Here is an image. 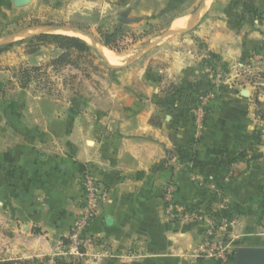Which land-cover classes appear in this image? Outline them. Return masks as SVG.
I'll return each instance as SVG.
<instances>
[{"label": "crops", "instance_id": "0c3cea01", "mask_svg": "<svg viewBox=\"0 0 264 264\" xmlns=\"http://www.w3.org/2000/svg\"><path fill=\"white\" fill-rule=\"evenodd\" d=\"M59 1L67 14L79 11L80 15L90 2L29 0L16 7L12 0H0V30L21 23L31 16L28 11L34 12V18L49 19L42 10L60 8ZM95 4L99 13L106 7L114 11L118 25L150 22L161 13L172 16L170 35L196 25L192 34L219 62L230 63L254 47L264 56V0H98ZM121 13H126L127 24L117 20ZM249 14L256 15L251 21L256 29ZM54 21H41L33 28L63 27ZM181 46L182 51L164 48L170 53L166 66H130L120 71L115 76L119 90L113 95L117 107L105 118L77 122L54 116L34 123L31 132H17L19 137L0 132V176L7 179L0 190L4 195L0 222H69L67 228L62 223L48 232L40 229L44 245L31 226L7 224L16 234L18 257L48 254L66 236L82 205L81 166H87L105 187L87 225L88 235L104 248L94 255L89 250L86 264H231L229 259L198 256L210 224L207 216L214 215L230 223L221 228L220 237L230 255L238 246H264V139L255 132L256 100L264 107V90L255 82L240 83L236 66H214L222 78L201 80L208 66L194 64L198 56L191 53L194 45ZM167 81L193 83L192 87L206 82L202 89L208 92L202 90L200 98L208 112L200 126L191 116L195 103L189 105L191 98L162 103L161 89ZM178 90L168 92L167 99L192 91ZM22 101L17 108L26 112V99ZM169 185L174 202L189 205L204 219L171 215L165 196ZM25 239L28 246H22Z\"/></svg>", "mask_w": 264, "mask_h": 264}, {"label": "rangeland", "instance_id": "374dc122", "mask_svg": "<svg viewBox=\"0 0 264 264\" xmlns=\"http://www.w3.org/2000/svg\"><path fill=\"white\" fill-rule=\"evenodd\" d=\"M88 1H90L88 2L89 6L85 9L84 15H80L79 11L67 14L59 1L57 5L61 6L60 8L42 10L41 13L46 17L49 15V19L34 18L32 17L34 12L28 11L27 14L31 16L26 17L21 23L9 25L0 30V45H7V48L0 52V132L2 131L4 136L19 137L21 133L31 132L34 123L48 122L54 116L60 117L62 120L73 118L77 122L85 117L105 118L108 111L115 110L117 107L113 95L118 89L115 84V76L120 71L130 66H166V60L170 53L164 48L175 50L180 47L182 51L181 44L195 46L194 49H191V53L198 55L193 61L196 66H202V68L211 66L213 68L211 77L203 69V74L201 73L199 76L201 80L213 79L214 82H217V78H222L223 73H218L214 66H236V69L240 70L238 76L240 83L255 82V86L259 90H264V85H262L264 83V56L262 58L261 52H258L255 47L246 49V53L238 55L230 63L219 62L215 55L213 57L207 52V44L200 42L192 34L196 25H192L191 29L182 34H173L163 38L164 33L171 30L168 19L172 16L161 13L150 22L118 25L115 24L114 11L112 12L109 7H106L102 11L103 13H99L100 8L95 4L98 0ZM99 1L103 2V0ZM230 5V3L225 5L224 9L230 11ZM249 16L247 15L250 24L256 29V23L251 22L252 19L255 20L256 15L249 14ZM50 19L55 20L51 22L52 24L63 27L52 30L45 28L38 31L33 29V25L39 24L41 21L49 23ZM114 25L118 27V35L114 42L107 46L103 43L102 35L105 32H112ZM173 26L175 27V25ZM67 28L78 29L88 37L78 32H70ZM40 33L76 36L87 42L90 49L88 52L82 53L75 50L67 51L58 47V43L55 41L33 38ZM5 37L6 40L3 42L1 39ZM97 44L115 54L117 64L114 66L119 67L110 66L98 50ZM205 75L208 79L204 77ZM160 79L161 76L158 75V80ZM191 85L186 86L185 83L173 85L172 82H165L164 88L161 89L163 93L160 95V98L164 96L162 103L174 104L185 96L191 98L189 104L191 105L196 101L195 96L204 90L202 88L206 86V82L204 86H202L203 83L195 84L193 87ZM183 86L188 90L192 89V91L185 95L176 93L177 97L167 99L168 92H173L176 89H179L178 92H180V89L184 88ZM204 92L208 91L204 90ZM24 98L28 106L27 113L20 112L16 105L19 102L24 104L22 101ZM256 108L259 123H264V107L256 104ZM17 132L19 135L16 134ZM255 132L258 133V131ZM4 181H7L5 176H0V190ZM2 196L4 195L0 194V201ZM1 207L2 204H0V209ZM62 223L66 224V228L68 227L69 222H51V220L49 222H0V264H86V253L89 250H93L91 252L94 255L104 248L103 243L94 244L97 238L92 239L88 233L91 244L88 243L89 245L85 246L80 244L76 248L69 237L71 228L76 223L72 222L73 225L68 229L69 231L66 230V236L59 238L60 243L49 249L48 254H41L38 257H18L16 234L9 231L10 228L7 224L10 226L11 224L23 227L24 225L31 226V231L40 235L37 238L44 245L46 244L45 237L40 229H45L48 232L54 228V225ZM22 232L24 233V231ZM222 233L223 230H221L218 239ZM50 238L55 237L50 236ZM28 243L25 239L21 245L28 246ZM233 258L229 260L231 264H233ZM93 261L97 262V260ZM90 264L96 263L91 262Z\"/></svg>", "mask_w": 264, "mask_h": 264}, {"label": "built area", "instance_id": "2783aa9c", "mask_svg": "<svg viewBox=\"0 0 264 264\" xmlns=\"http://www.w3.org/2000/svg\"><path fill=\"white\" fill-rule=\"evenodd\" d=\"M205 71L208 76H212L213 68L211 66H208ZM215 77L217 76L215 75ZM202 93L203 92L200 91L197 94L198 99H196L195 103L192 104L193 106H191L193 109L191 116L193 118V121H195L198 126L203 123L204 118L208 112L206 102L200 98ZM209 94L212 93L209 92ZM257 130L259 137L264 139V123H259ZM79 175L83 186L82 205L80 207V213L76 216V223L72 226V230L69 236L76 248L80 244L85 246L91 242L89 236L87 235V225L88 222L94 217L98 203L105 194V187L90 175L87 166H81ZM172 195V187L169 185L166 187L165 196L166 209L170 212L171 215H173L174 217L191 216L190 218L192 219H204L200 213H197L189 205L174 202ZM207 220L210 224L205 233L206 239L202 244V247L198 250V256L226 261L227 259H229L231 252L225 249L224 245L222 244L223 241L221 239H218V237L221 234V228L228 227L230 223L229 221H226L224 219L218 221L215 215L207 216ZM94 244L97 245L100 244V242H98V240H95Z\"/></svg>", "mask_w": 264, "mask_h": 264}, {"label": "water", "instance_id": "95a60500", "mask_svg": "<svg viewBox=\"0 0 264 264\" xmlns=\"http://www.w3.org/2000/svg\"><path fill=\"white\" fill-rule=\"evenodd\" d=\"M13 4L16 7H22L28 4L29 0H12ZM117 20L121 24H127L129 20L126 18V13H121ZM38 27H35L33 29H37ZM59 27H47V29H58ZM70 32H78L84 36H87V34H84L82 31L75 29V28H67ZM174 30H168L166 33H164L163 38L173 33ZM2 41L6 40V37L1 39ZM3 41V42H4ZM106 59V58H105ZM108 62V61H107ZM109 63V62H108ZM110 64V63H109ZM111 67H118L110 64ZM234 259L233 264H264V246L259 247H248V246H238L234 248Z\"/></svg>", "mask_w": 264, "mask_h": 264}, {"label": "trees", "instance_id": "16d2710c", "mask_svg": "<svg viewBox=\"0 0 264 264\" xmlns=\"http://www.w3.org/2000/svg\"><path fill=\"white\" fill-rule=\"evenodd\" d=\"M118 27H116L112 32H105L103 33V43L107 46H110L112 42L116 39V36L118 35ZM34 39L36 40H52L58 43V47L65 49V50H75L77 52H88L90 49L89 45L87 42L82 40L79 37L76 36H69V35H63V34H54V33H40L36 36H33ZM7 48L6 46H1L0 45V52L5 50ZM256 104L260 105V102L256 100ZM258 135V133H257ZM200 164V163H196ZM202 165V164H201ZM234 257V253H232L229 256V260ZM234 259V258H233Z\"/></svg>", "mask_w": 264, "mask_h": 264}, {"label": "bare ground", "instance_id": "6f19581e", "mask_svg": "<svg viewBox=\"0 0 264 264\" xmlns=\"http://www.w3.org/2000/svg\"><path fill=\"white\" fill-rule=\"evenodd\" d=\"M207 8V5L204 6V8L201 10V14L202 12H204V10ZM178 24H175V27H177ZM182 28V27H181ZM184 28V27H183ZM186 28V27H185ZM98 50L103 54V56L106 58V60L112 64V65H116L117 61H116V56L113 52H111L110 50H108L107 48H105L102 45L97 44L96 45Z\"/></svg>", "mask_w": 264, "mask_h": 264}]
</instances>
